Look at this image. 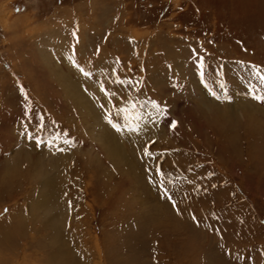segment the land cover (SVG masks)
I'll return each mask as SVG.
<instances>
[{
	"label": "rangeland",
	"instance_id": "rangeland-1",
	"mask_svg": "<svg viewBox=\"0 0 264 264\" xmlns=\"http://www.w3.org/2000/svg\"><path fill=\"white\" fill-rule=\"evenodd\" d=\"M261 75L264 0H0V264H264Z\"/></svg>",
	"mask_w": 264,
	"mask_h": 264
},
{
	"label": "snow or ice",
	"instance_id": "snow-or-ice-1",
	"mask_svg": "<svg viewBox=\"0 0 264 264\" xmlns=\"http://www.w3.org/2000/svg\"><path fill=\"white\" fill-rule=\"evenodd\" d=\"M79 71H80L85 77L90 76V73L87 72V71H86L84 68H82V67L79 68ZM201 75H203V73H201ZM259 79L261 80L262 83H264V75H261V76L259 77ZM101 90H104L103 87H102ZM212 94L215 95L214 92H213ZM217 98H219V97H217ZM254 99L264 102V96H261V95H255V96H254ZM153 106L157 109L158 112L162 111V109L160 108L159 105L154 104ZM132 107H133V109H134V108H135V105H132ZM120 112H121V113H127L126 115H124V116L122 117L123 119H125V120H130V119L132 118V114H131L130 112H128L127 109H120ZM135 119H136V120H139V119H140V117H139L138 114L135 116ZM108 122H109V123L112 125V127L115 128L117 131H120V130H121V128L118 127L116 123H113L112 118H111L110 116H109V120H108ZM171 126H172V127H175V123L173 122V124H172ZM132 130L135 131L136 129L133 128ZM30 139H35V140H36V144H37V146H40V145H42V144H47L48 147H52L53 144H54L53 141H47V142H46V141H44V140H42V139H37L36 137H30ZM64 142H65V143H68L67 140L64 141ZM58 150L62 151L63 149H58ZM145 155H146V156L151 155V154L147 151V149H145ZM156 175H157L158 177L161 178V185L163 186L164 178H165L166 174H165V173L162 171V169H160L158 166H157V170H156ZM165 191H166V189H165ZM168 198L171 199L170 197H168ZM174 207H175V205H174ZM5 211H7V210H5Z\"/></svg>",
	"mask_w": 264,
	"mask_h": 264
}]
</instances>
